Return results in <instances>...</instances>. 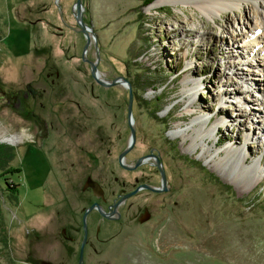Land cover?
Returning <instances> with one entry per match:
<instances>
[{"label": "rangeland", "instance_id": "rangeland-1", "mask_svg": "<svg viewBox=\"0 0 264 264\" xmlns=\"http://www.w3.org/2000/svg\"><path fill=\"white\" fill-rule=\"evenodd\" d=\"M76 1L0 0V145L8 149L0 152V264L60 263L64 250L50 236L56 220L61 233L59 211L74 194L72 169L60 158L62 132H55L54 149L48 141L40 148L41 142L26 141L33 110L56 125L63 118L36 105L38 100L35 105L30 98L21 100L28 84L46 88L50 98L65 90L84 114L63 97L56 104L64 103L88 124L100 123L113 136L106 163L113 177L140 174L147 183L162 184L153 156L135 169L120 166L126 145L130 163L155 152L164 166L167 189L155 198L158 203L164 197L156 210L161 229L107 226L110 241L101 255L90 253L89 264H264V39L254 33L258 18L264 19V1L258 0L257 11L244 4L211 19L182 2L82 0L84 21L97 35L98 69L107 82L122 76L134 85L131 147L125 142L132 128L129 89L93 76L90 62L98 54L93 39L86 48ZM48 72L54 84L46 81ZM193 83L200 85L192 88ZM190 90L196 92V108L190 107ZM202 114L222 122L209 141L215 154L207 157L209 164L198 157L200 147L187 153L181 137L170 136L171 130L186 131ZM18 133L24 135L16 140ZM243 146L247 164L258 165L256 175L231 162L223 170L228 182L214 168L217 156L227 158L225 149ZM14 168L22 171L8 173Z\"/></svg>", "mask_w": 264, "mask_h": 264}, {"label": "flooded vegetation", "instance_id": "flooded-vegetation-1", "mask_svg": "<svg viewBox=\"0 0 264 264\" xmlns=\"http://www.w3.org/2000/svg\"><path fill=\"white\" fill-rule=\"evenodd\" d=\"M51 75V72L46 73V81L50 80L51 84H54L56 79L52 78ZM58 76L59 73H57V78ZM93 94L94 93L92 92V95H89L96 99V96ZM60 97H63V99L65 98L63 101H70L69 104L73 107L76 106L80 113L84 114L82 104L78 100L74 101L71 99L65 90H63L61 94L52 95V98L47 94L46 88H43L42 90L36 89V92L34 93L27 90L24 93L21 100L30 98L34 101V105L38 100L36 105H39L42 109L49 108L51 111L55 109V111H58L55 114L58 117H63L62 120H58V125H56L49 117L50 122L44 121L43 117L33 110L31 112L32 124L29 128L31 134L28 135L29 137L26 141L32 142L37 146L38 143L41 142L40 146H38L39 148L43 147L48 141L49 149H54L58 147V144L54 143L59 137L55 132L58 134L62 132L63 147L65 151L63 157H59L61 158V161L67 163L72 169L71 174L68 176V180L70 182L69 186L71 187V193L73 194L74 192V194L71 198L65 200L63 205L65 211H59L61 212V217L64 221L61 233L57 232L60 228L57 225L58 220H56L53 222V230L50 240L54 243L58 239L56 246L60 244L64 250L63 258L58 264H67L66 262L73 258L75 262L69 264H80L81 248L85 239L84 215L88 208L94 206L88 212L86 217L88 233L84 246L83 264H89L88 258L90 257V253L93 252L96 255H101L103 251L102 246L106 244L107 241H110L107 226L123 223L126 227L137 231L149 225H152L153 231L161 229L162 224L160 223L161 221L157 220L158 216L156 210H158L159 207L162 208V206H164L162 203L164 197L161 198V202L156 203L155 198L160 196L159 192L141 186L148 184L153 187H161L162 184L160 185V181L157 185L147 183L148 179L144 176H140V174H136L135 177L132 178L125 176L122 179L118 176L113 177L114 171L112 166L108 167L106 165L113 152V136L111 137V135L108 134V131L106 132L100 123L88 124L89 120L76 118L70 108L64 105V103L56 104L54 101L58 99L60 100ZM56 107L58 108L56 109ZM114 127V124H110V130H113ZM23 135L24 134L19 133L16 134V140ZM131 136L132 128L130 129V134L125 142H128V139L130 141ZM11 140L13 139H4L3 141L9 142ZM127 146L128 145L122 148L120 152L118 157L119 164H121L120 166L123 169H135V165L138 161L133 163L128 161L127 153L129 151L121 162L120 156L122 152L126 150ZM38 147H35V149H38ZM5 148L6 147L4 146V149ZM9 148L11 149V147ZM2 151V145H0V152ZM149 155H155L153 156L156 159L154 167L158 169L159 179L162 180L161 172L157 167V159L162 162L161 158L157 157L158 155L155 152ZM146 156L142 158H146ZM51 162L52 164L54 163L52 158ZM147 162H150V159H148ZM143 163H145V161ZM102 164L104 165V168L101 167ZM68 166L65 165L64 169ZM94 181L102 188L101 191H98L100 195L96 194L93 187H86L88 182ZM8 183L7 180V185ZM138 188L139 190L135 194L120 202L125 195L136 191ZM59 212L55 214L56 217L60 216ZM59 234H61L63 239L58 237ZM75 254L76 257H74ZM47 264L52 263L48 261Z\"/></svg>", "mask_w": 264, "mask_h": 264}, {"label": "bare ground", "instance_id": "bare-ground-1", "mask_svg": "<svg viewBox=\"0 0 264 264\" xmlns=\"http://www.w3.org/2000/svg\"><path fill=\"white\" fill-rule=\"evenodd\" d=\"M148 1V0H147ZM264 1V0H263ZM146 2V0H144ZM169 3V2H182L184 5L192 6L195 9L199 10L202 14H205L207 17L214 19L216 14H223L228 10L233 9H242L243 7H246L244 4H247L250 8L255 9L256 11L259 8H262V5L260 3L258 4V0H159V3ZM142 4V3H141ZM158 5V4H157ZM260 5V6H259ZM159 6V5H158ZM157 7V6H156ZM160 7V6H159ZM259 24L256 23L257 31H255L256 34H260L259 38L262 37L264 39V19L258 18ZM259 25L261 27V30L258 31ZM256 40V37L254 38ZM104 73H99L100 78H104ZM188 77V76H187ZM186 77V78H187ZM194 84V83H193ZM200 84L195 83L192 88H198ZM191 93L190 96V107L196 108L197 103L195 100L196 92L190 90ZM193 101V103H192ZM264 111L261 109V112ZM132 123L134 124V119L132 120ZM212 123V126H209V124ZM222 122H213V119L205 116L202 114L200 117L195 118L191 122V126L185 130L177 129L176 131L171 130L170 136L172 138H176L178 136L182 139V146L184 147V151L190 154H193L194 152L198 153V150L200 147L202 149V152L199 153L198 157L204 158L208 164V158L212 157L214 158L215 154H213L212 147L210 144V139L213 137L214 132H221L220 127L222 126ZM243 136V135H242ZM218 140L215 144L217 145L219 143ZM187 145V147L185 146ZM198 148V149H197ZM243 149H245V146L243 148L234 149L232 152L228 149H225L226 157L219 158L217 156V164L214 168L217 169L218 175L223 177L226 181H228L223 175V170L227 169L228 165L232 162L233 168H236V166H240L243 164V167L241 169L243 171H250L253 175H256L258 165L257 163H253L252 165L247 164V156L244 155ZM149 156H155V155H149ZM208 157V158H207ZM228 159V160H227ZM148 159H145L144 161L147 162ZM214 161V160H213ZM211 163V162H210ZM218 165V166H217ZM231 171H234L233 169ZM242 172V171H241ZM238 177V175H237ZM229 182V181H228Z\"/></svg>", "mask_w": 264, "mask_h": 264}, {"label": "water", "instance_id": "water-1", "mask_svg": "<svg viewBox=\"0 0 264 264\" xmlns=\"http://www.w3.org/2000/svg\"><path fill=\"white\" fill-rule=\"evenodd\" d=\"M75 7H76V10H77V13H75V15H76V17L78 19L80 28L84 32V34H85V36L87 38L86 48L89 46V44L91 43V40L93 39V43H94L95 48L97 50L98 57L94 61L90 62L91 71H92L93 76L99 82H101L102 84H105V85H118V84H123V85L127 86L128 89H129L130 98H129V102H128V113H129L130 125L132 127V136H131V139H130L129 147H131L134 144V141H135V129L133 128V123H132V120H133V117H132V108H133L134 94L132 92L131 83L125 77H122V76H120L118 78H115L114 80H112L110 82H107L105 79L100 78L99 73H101V71L98 69V64L100 63V54H99V49H98L99 44H98V40H97V35H96L95 31H94V28L91 25H88L84 21V17H83V12H84L83 1L82 0H77L75 2ZM27 89L30 92H33V93L36 92V89L31 84H28L27 85ZM129 149H127L124 152H122V154L120 156L121 162H122L124 156L126 155V153L129 151ZM148 156H146V158ZM146 158H141L140 160H138V162L136 163L135 167L136 166H139L140 164H142ZM157 166L161 170V174H162V186L161 187H153V186H150L148 184H145V185H142L141 187L149 188V189L154 190V191H157V192H161V191H164V190L167 189V183L168 182H167L166 173H165V170L163 168L162 163L160 161H158V159H157ZM88 186L93 187V189L96 192V194L100 195L98 191H101L102 188L100 187V185L97 182H95V181L94 182H88L86 184V187H88ZM141 187H139V188H141ZM139 188L136 191H133V192L125 195L121 199L120 202H122L125 198L130 197L131 195L135 194L139 190ZM93 207L94 206L88 208L86 210V212H85V215H84L85 239H84V241L82 243L81 256H80V264H83V261H84V246H85V243H86V240H87V233H88L86 217L88 215V212ZM100 210L102 211L101 208H100Z\"/></svg>", "mask_w": 264, "mask_h": 264}, {"label": "trees", "instance_id": "trees-1", "mask_svg": "<svg viewBox=\"0 0 264 264\" xmlns=\"http://www.w3.org/2000/svg\"><path fill=\"white\" fill-rule=\"evenodd\" d=\"M153 1H155V0H148V3L149 2H153ZM131 83V82H130ZM131 86H132V92H133V94L135 93V89H134V85H133V83L131 84ZM135 97V96H134ZM2 152L1 153H4V152H8V149L7 148H5L4 149V147H2ZM18 171H21L19 168H17V169H12V170H8V173H10V172H18ZM8 186H9V188H10V190H14L15 189V192L17 191L16 190V188H15V186L14 185H11L10 183H8ZM17 187V186H16ZM14 192V191H13Z\"/></svg>", "mask_w": 264, "mask_h": 264}]
</instances>
